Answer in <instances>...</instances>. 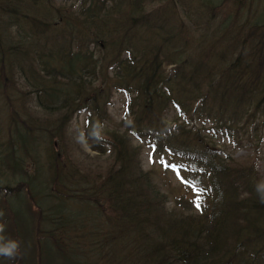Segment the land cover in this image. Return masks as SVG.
<instances>
[{"label":"trees","instance_id":"16d2710c","mask_svg":"<svg viewBox=\"0 0 264 264\" xmlns=\"http://www.w3.org/2000/svg\"><path fill=\"white\" fill-rule=\"evenodd\" d=\"M76 1L0 0V71L5 77L6 61L15 67L32 106L41 108L47 121L41 132L51 144V155L42 159L29 112L23 120L12 111L17 131L0 148L5 179L0 178V222L6 223L5 235L20 242V250L14 260L0 257V264H85L82 248L68 234L91 228L97 236L98 218L114 219L122 233L133 231L128 253L118 256L120 264H264V204L253 190L252 180L259 179L254 165L234 163L208 148L202 133L212 119L217 123L213 138L220 144L227 136L237 146L244 138V145L254 138L264 142V32L259 37L240 29L225 31V42L234 46L218 51L200 40V50L209 53L199 54L189 47L187 35L182 38L184 30L189 32L183 23L177 31L171 21L160 23L159 17L167 18L162 9L146 12L144 0H127L126 40L143 46L139 58L124 57L117 36L111 40L117 52L110 57L101 52L99 30L106 21H119L124 3L81 0L71 15H62L65 5ZM189 1L207 13L200 17L201 27L211 22L208 8H217L214 0ZM73 17L87 25L85 49L72 46L85 42L75 33ZM237 18L228 14L223 27ZM239 19L245 23L240 10ZM66 25L71 29L67 36L55 38L54 32ZM149 31L162 42L143 41ZM163 63L177 66L168 75ZM114 89L124 94L119 122L107 113ZM198 101L195 117L201 128L192 125L190 116ZM81 113L80 136L97 155L80 151L81 158L66 160L53 141L64 134L70 117ZM240 126L251 127L247 138ZM143 146L163 164L172 157L185 183L163 192L155 167L145 171L141 166ZM191 182L202 191L194 192ZM170 194L176 197L168 208Z\"/></svg>","mask_w":264,"mask_h":264},{"label":"rangeland","instance_id":"374dc122","mask_svg":"<svg viewBox=\"0 0 264 264\" xmlns=\"http://www.w3.org/2000/svg\"><path fill=\"white\" fill-rule=\"evenodd\" d=\"M62 1H71V0H55L56 3L62 2ZM127 0H122V2L126 3ZM169 1V0H168ZM160 1L155 0H145V8L146 12H152V10L156 9L157 4H159ZM118 3V0H115V4ZM253 4H242L241 12L244 15V22L246 23V27L240 28L241 30H247L248 28H252L254 21H258L259 18L264 17V0H254L252 1ZM113 4V5H115ZM166 4V3H162ZM173 4V3H172ZM241 7V5L236 6V4L232 3L229 9L227 10L226 15L224 16L222 22L218 25V21L214 20L216 16H222L223 11L216 12L211 11V22L206 23L204 27H201L200 24V15H203L204 18L206 17V11H203L199 6L194 4V12L193 16L195 17L196 26L193 28L194 30H198L195 33L190 31L192 28V25L189 22H186L182 19V21L186 24L187 28L189 29V32L184 30V33H181L182 38L187 35V38L189 39V47L194 49L196 46L199 45V41L203 40L205 41V45L208 46V48H214V50H223L226 52L225 48L232 47L235 45V43L225 42V31L231 32V33H239V25L242 23V21L239 19V17L235 20L234 25L230 27H223V21L225 20L226 16L228 14H233L236 10V8ZM120 11L123 10V6H119ZM130 6H125L124 10L119 18L120 24L117 25L114 21L110 22L106 25L104 28L105 35L103 36L104 40H107L110 42L112 40V37L110 33L113 36H116L119 33V37H123L126 42V35H130V33H127L125 31L124 27V20L125 16H127L130 13ZM178 20V17H177ZM165 23V22H160ZM179 20H178V28H179ZM258 36L261 37L262 32H264V27L261 25H258L256 27ZM110 33H109V32ZM239 37V36H238ZM159 41V38H158ZM132 41L130 40V43ZM183 42V41H182ZM127 44L133 51L136 50V48L131 45ZM110 43L103 47L104 50H109ZM174 44L171 45V47ZM201 52H208L206 50H201ZM209 53V52H208ZM6 72L5 75L10 78V68L6 64ZM165 70H169L168 67H165ZM11 80V79H10ZM12 81V80H11ZM13 82V83H12ZM7 82L6 85H4L2 82H0V148H4L6 141L9 137L8 129L12 128V124L16 122L14 119L10 118V115L12 114V111H16L23 120H27V117L25 116V112H33L34 113V119L31 120L32 125L36 127L37 130H40V128L43 126V124L46 122V120L43 117V114L41 112L40 107H34L30 106V101L26 96V88L23 83H17L15 81ZM115 95L114 93H111V96ZM118 96H115L111 102L110 106L108 108V112L111 115V118L115 120L116 122L120 121L121 119V111H120V102L117 100ZM31 107V108H30ZM14 121V122H13ZM84 124V120L81 116L74 117L70 124V129L67 136H63L60 138V146L62 153L71 159H75L76 157L81 158V150L89 154L90 157H95L96 155L93 152H89L88 148L86 147L84 141L82 138H80L79 134L77 133L78 130L82 127ZM198 126V124H197ZM215 124L208 122L206 125H204V134L205 135H211L213 129L215 128ZM20 129V127L18 126ZM244 132H246L245 128H242ZM40 139V148L38 149V154L41 155L42 159H47V156L45 155L46 150L48 149V141L49 138L46 134L39 132V135H37ZM209 138V137H208ZM207 143L212 147L216 142L212 140V142ZM258 142L254 144V148H256ZM145 153H144V152ZM147 150H142L140 154V160L142 162L144 169H150L151 166V158L149 156V153L146 152ZM253 152L258 151L257 150H249L247 148H242L239 151H237L235 158L236 159H242L247 154V152ZM262 159L257 162V168L260 177H264V154L262 155ZM94 165L96 164L93 163ZM166 167H158L157 172L154 173L155 176L159 179V181L162 184V190L163 192H167L168 189L171 187L172 182L169 179V176L166 175L165 170H163ZM168 177V178H165ZM175 185V184H174ZM173 186V185H172ZM176 195L170 194L169 199L167 201V207L170 208L173 205V201L175 200ZM87 214V213H85ZM97 223L102 225L101 229L99 230L97 236H95V232L91 228H85V229H78L74 230L71 233L68 234V239L70 241H73L77 243L80 248H82V251L80 254H82L84 258L85 264H120L119 257L125 256L128 251L129 247L128 245L131 243V241L134 239L133 231H125L121 232L118 227L117 223L113 219L110 222H106L103 218H98ZM73 237H77V239H72ZM82 238V241L80 240ZM92 240V241H91ZM91 241V243H88ZM80 256V255H79ZM119 256V257H118Z\"/></svg>","mask_w":264,"mask_h":264},{"label":"clouds","instance_id":"9594fccd","mask_svg":"<svg viewBox=\"0 0 264 264\" xmlns=\"http://www.w3.org/2000/svg\"><path fill=\"white\" fill-rule=\"evenodd\" d=\"M253 190L256 193L258 201L264 204V177L252 180ZM4 213L0 212V220ZM6 223L0 222V257L14 260L20 250V242L10 236L5 235Z\"/></svg>","mask_w":264,"mask_h":264},{"label":"snow or ice","instance_id":"6c2138e0","mask_svg":"<svg viewBox=\"0 0 264 264\" xmlns=\"http://www.w3.org/2000/svg\"><path fill=\"white\" fill-rule=\"evenodd\" d=\"M170 167H171V165H170ZM191 183H193V191L195 192V191H202V189H197L196 188V186H195V182H191ZM197 206L199 207V204H197Z\"/></svg>","mask_w":264,"mask_h":264}]
</instances>
